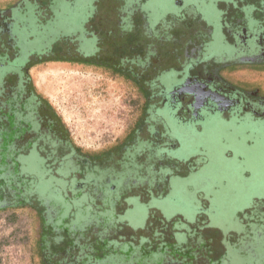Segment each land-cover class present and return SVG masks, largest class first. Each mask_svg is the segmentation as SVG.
Segmentation results:
<instances>
[{"label": "flooded vegetation", "instance_id": "obj_1", "mask_svg": "<svg viewBox=\"0 0 264 264\" xmlns=\"http://www.w3.org/2000/svg\"><path fill=\"white\" fill-rule=\"evenodd\" d=\"M176 1L184 6L189 0ZM173 2L94 0V14L82 28L31 57L36 58L37 65L50 61L94 69L110 67L121 74L127 73L125 68L129 66L131 79L144 99L143 112L136 127L127 133L121 144L111 147L113 150L106 158L99 153L85 155L72 145L57 114L32 90L26 77L27 69L32 66L19 68V74L14 70L12 82L5 81L0 86V215L6 211L14 214L19 209L41 208L36 217L42 223L39 239L42 249L49 245L59 254L61 248L66 253L69 248H76L68 246L64 239L61 241L57 234L69 225L65 222L67 219L81 226L84 218H91L99 229H112V226L127 225L126 218L135 210L143 209V224L148 222L149 211H157L163 221L175 218L178 222L174 225L180 223L189 229L214 224L210 216L213 194L201 197L205 205H199L192 216L178 213L166 217L160 212L173 183L178 181L174 173L177 164L173 159H183L186 165L197 162L188 168V177L196 176L207 162L203 151L196 156L179 157L182 148L175 138L182 129L193 133L191 139L199 138L195 135L200 134L197 129L209 119L233 123L239 120L241 124L249 118L253 123L264 122V104L230 90L221 81V74L206 65L213 64L212 60L203 62L206 51L213 50L223 59L236 58L251 64L264 62V0H234L231 7L237 18L232 17L227 22L224 3L231 4L230 0H198L194 6H189L190 15L195 18V24L186 27L189 30L177 25ZM101 7L107 8L108 15L103 19L99 14ZM17 8L10 6L0 19V39L5 36L6 48L11 50L15 48L12 17ZM23 8L24 3L20 9ZM209 10L210 13L216 10L210 22L213 26L203 20V13ZM163 11L168 13L164 15L166 19L151 25V13ZM46 15L47 20L41 22L43 25L49 23L50 10H46ZM106 22L115 24L112 31L103 28ZM225 22L228 28L224 27ZM176 29H181V34L171 38V32ZM215 35L219 44L213 43ZM225 36L230 39V45ZM183 39L187 46L179 44ZM174 41L175 45H169ZM1 52L2 59L4 53ZM17 56L18 50L10 60L0 61V68L12 64ZM165 64L168 70L162 68ZM157 187L159 192H155ZM132 191L137 193L130 195ZM260 198L264 197L248 198L245 206L235 210L234 218L220 226L226 230L227 237L234 239L232 245L223 246L221 256L213 254L214 258L209 260L211 252L190 241L194 256L190 264H233L231 255L238 260L233 259L235 264H242L240 257L246 252L253 258L264 256V240H260L264 237V206L259 213L255 205ZM200 216L204 222L198 221ZM192 230L188 235L174 230L175 247L183 246L189 238L197 241L198 236ZM180 236H184L182 240ZM178 238L182 241L179 244ZM73 239L72 243L76 240ZM77 244L80 247V243ZM121 256L116 264L127 263ZM78 258L80 256L75 257ZM105 258L97 260L88 253L86 262L80 260L78 264H102ZM156 259L159 264H173L168 259ZM61 260L66 264V259Z\"/></svg>", "mask_w": 264, "mask_h": 264}, {"label": "rangeland", "instance_id": "obj_2", "mask_svg": "<svg viewBox=\"0 0 264 264\" xmlns=\"http://www.w3.org/2000/svg\"><path fill=\"white\" fill-rule=\"evenodd\" d=\"M28 1L0 0V19L7 14L10 6L19 7L16 14L15 11L13 12L12 17L15 48L13 50L6 48L5 36L0 39V52L4 53L0 61L3 63L10 60L13 52L16 53L18 50V56L12 64L0 68V86L5 81L12 82L11 75L14 70L16 74L19 68L32 66L27 69L26 74L32 90L57 114L72 145L85 155L99 153L104 154L102 156L104 158L108 157L109 152L113 150L111 147L123 142L127 133L139 123L143 112L144 99L131 79L133 75L128 71L129 66H125L128 74L122 71L121 74L110 67L94 69L50 61L37 65L36 58L31 59L32 55L40 54L44 49L56 44L63 36L73 35L78 28H82L87 19L92 17L95 7L94 0H31L30 3ZM176 2V0L173 2L176 10L173 13L177 15V25L183 30H189L195 24L189 6H194L198 0H189L188 5L184 6ZM230 2L231 4L224 3L226 22L232 17L237 18L236 11L231 7L234 0ZM23 3L25 8L21 10ZM151 6L157 8L155 5ZM47 9L53 17L49 18V23L43 25L41 22L47 20ZM213 11L216 10L203 13L205 17L202 15L203 20L211 26H213L210 23L213 20ZM99 12L103 19L107 14V8L101 7ZM165 12L151 13L150 24L165 20L164 15H168ZM226 22L224 27L228 28ZM109 23L106 22L103 27L106 31L114 29L115 24ZM190 31L193 32V29ZM179 34L181 29H176L170 36L173 38ZM213 37V43L219 44L216 40L218 37L216 35ZM225 40L228 45L231 44L226 36ZM172 43L175 45L177 42H170L169 45ZM183 43L185 46L188 45L185 39L179 42L180 45ZM211 60L213 64L206 65L221 74V81L230 90L264 104V62L256 61L251 64L236 58L223 59L215 50L206 51L203 62L208 63ZM167 66L165 64L162 68L166 69ZM244 120L241 124L239 120H234L233 123L209 119L197 129L200 134H195L199 136L196 139H191L193 133L188 132L189 129H182L181 132L176 133L179 137L175 139L182 148L179 157L184 158L188 155L192 157L203 151L207 162L196 176L188 177L186 176L190 172L188 168L197 162L186 165L187 162L183 159H173L177 164L174 173L178 181L173 183L172 192L161 207L163 211L160 212L166 217L178 213L184 217L192 216L199 205H205L201 197L207 198L208 194H213L210 216L214 224L207 228L192 226L193 234L198 236L197 241L189 238L183 246L175 247L174 230H182L188 235L191 229L180 223L174 225L178 222L175 218L173 221H163L157 211H149L148 222L143 224L142 217L145 212L142 211L143 209H137L126 218L127 225H118L114 228L112 226V229H99L98 225H93L88 216L90 220L84 218L81 226L76 224V221L72 223L67 219L65 222L69 223V228L64 226L57 234L61 241L64 239L68 246L73 245L76 248H69L67 253L61 248L58 254L49 245L48 248L42 249L39 240L42 223L36 217L42 209H30V207L19 209L14 214L6 211L0 215V264H64L61 259H66V264H78L80 260L86 262L88 253L97 260L106 257L104 262L101 261L102 264H116L121 255L124 257L123 260L127 259L128 264H159L156 262L157 257L168 259L173 264L174 262L177 264L179 260V264H190V260L194 258L190 241L196 242L199 248L204 247L209 250L211 252L209 260L214 258L213 254L221 256L223 246L232 245L234 239L230 236L228 238L226 230L220 226L223 222L233 219L235 210L238 211L245 206L246 200L251 196L264 197V122L257 124L250 118ZM158 189L155 188V192H159ZM136 193L132 191L130 195ZM255 205L257 211L261 213L264 198L257 200ZM78 219L79 217L75 220ZM198 221L204 222V218L200 216ZM90 226L91 228H87ZM182 237L184 236H180L181 240ZM73 238L76 239L74 243H72ZM262 239L264 240V237L260 238ZM181 240L178 238L176 242L179 244ZM77 242L80 243V247ZM79 256L80 258L76 260L75 257ZM231 257L238 261L234 255ZM233 259L231 262L235 264ZM240 260L242 264H264V256L253 258L247 252L240 257Z\"/></svg>", "mask_w": 264, "mask_h": 264}]
</instances>
